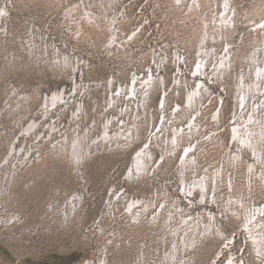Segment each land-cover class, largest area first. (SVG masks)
<instances>
[{
	"label": "rangeland",
	"instance_id": "374dc122",
	"mask_svg": "<svg viewBox=\"0 0 264 264\" xmlns=\"http://www.w3.org/2000/svg\"><path fill=\"white\" fill-rule=\"evenodd\" d=\"M0 264H264V0H0Z\"/></svg>",
	"mask_w": 264,
	"mask_h": 264
}]
</instances>
